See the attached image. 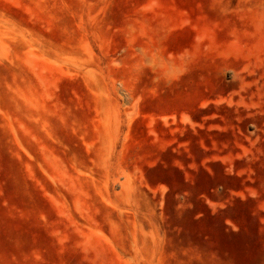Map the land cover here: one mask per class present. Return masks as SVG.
<instances>
[{
	"label": "rangeland",
	"instance_id": "1",
	"mask_svg": "<svg viewBox=\"0 0 264 264\" xmlns=\"http://www.w3.org/2000/svg\"><path fill=\"white\" fill-rule=\"evenodd\" d=\"M0 264H264V0H0Z\"/></svg>",
	"mask_w": 264,
	"mask_h": 264
}]
</instances>
